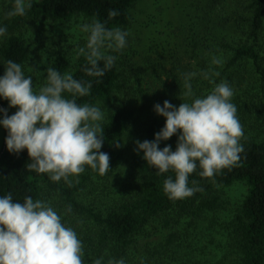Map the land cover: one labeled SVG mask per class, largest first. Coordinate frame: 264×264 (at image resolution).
<instances>
[{
  "label": "trees",
  "instance_id": "1",
  "mask_svg": "<svg viewBox=\"0 0 264 264\" xmlns=\"http://www.w3.org/2000/svg\"><path fill=\"white\" fill-rule=\"evenodd\" d=\"M139 2L41 0L32 1L24 16L0 15V24L7 26L0 39V75L9 59L24 71L36 67L26 37L33 30L39 51L48 59L41 85L48 67L92 82L90 94L77 102L98 105L104 112L101 151L110 158L104 175L86 167L70 177V183L53 182L27 167L31 161L26 149L18 154L7 150L8 133L2 127L0 196L11 193L14 201L31 196L50 203L62 222L77 232L85 264L101 256L105 264L121 257L126 264H264V0H191V11L183 12L180 24L175 23L174 11L159 12L160 18L153 19L160 21L148 24L165 36L164 45L146 52L108 49L117 59L100 78L88 76L85 59L77 58L60 38L48 36L47 24L67 26L76 19L95 18L108 28L127 31L131 43ZM110 10L118 15L110 19ZM214 58L221 63L213 64ZM191 72L196 73L191 80L195 96L206 95L221 81L231 86L244 151L237 162L212 177H201L197 167L188 182L199 190L171 200L163 183L168 176L174 178V172L157 175L143 152H137L136 141L155 139L165 118L154 105L163 106L167 100L179 107L185 99L182 74ZM0 108L8 115L17 111L4 99ZM178 135L159 147L170 145L175 151Z\"/></svg>",
  "mask_w": 264,
  "mask_h": 264
},
{
  "label": "clouds",
  "instance_id": "2",
  "mask_svg": "<svg viewBox=\"0 0 264 264\" xmlns=\"http://www.w3.org/2000/svg\"><path fill=\"white\" fill-rule=\"evenodd\" d=\"M11 4L7 17L24 16L32 0H11ZM117 15L116 10L108 13L110 19ZM80 28L86 41L76 49V57L85 59L88 76L103 77L117 59L107 50L123 49L128 32L108 28L95 18ZM6 34L7 26L0 24V39ZM212 63L221 61L214 58ZM3 65L0 99L17 109L8 115L0 108V126L8 133L7 150L18 154L26 149L31 161L27 167L37 174H47L53 182L63 179L70 183L69 178L83 173L86 167L104 175L110 169L109 155L101 151L105 114L98 105L77 102L78 97L90 94L92 82L48 67L45 82L37 89L20 63L9 59ZM195 76V72L182 74L185 99L179 107L167 100L163 106L154 105V111L165 118L155 139L136 141L137 152H143L142 158L157 169V175L174 172V178L168 176L163 183V191L171 200L190 197L199 190L188 182L197 167L201 177H212L237 162L244 151L240 143L242 125L231 102L233 89L221 81L206 95L195 96L191 84ZM177 134L175 151L170 145L159 147L161 141ZM83 257L77 232L62 222L61 214L50 203L31 196H25L23 202L14 201L11 193L0 196V264H85ZM93 264H105L104 257L94 259ZM107 264H126V260L109 258Z\"/></svg>",
  "mask_w": 264,
  "mask_h": 264
},
{
  "label": "rangeland",
  "instance_id": "3",
  "mask_svg": "<svg viewBox=\"0 0 264 264\" xmlns=\"http://www.w3.org/2000/svg\"><path fill=\"white\" fill-rule=\"evenodd\" d=\"M191 3V0H140L133 13L135 18L133 29L131 30V37L133 41L131 43L127 42L126 46L123 48L124 52L129 51L132 47L139 49L142 52H146L149 47L156 48L164 45L166 40L165 36L158 34L156 26L148 23H151L153 20L160 21L153 18H160L159 12L163 13L166 10H168V13L174 11L176 24L184 23L183 12L191 11ZM11 6V0H0V15L6 14ZM163 16L165 19V15ZM87 22L90 21L85 19H76L67 26L47 24L46 28L49 31L48 36L50 38H54L53 40H59L60 38L63 41V45L70 47L72 51L76 52V49L85 44L86 34L81 31L80 26ZM162 25L159 27L162 28L163 32H166L167 30H165ZM32 31L33 30L30 29L28 36L26 37L28 39L29 46L34 51V55H36V67L33 70L32 68H27V71L24 72L25 75L33 78V86L38 89L41 86V72L48 63V59L47 56H45L47 55L45 52L42 50L39 51V44L36 42V36L38 35L31 33ZM2 132V126H0V143L2 142ZM232 191L233 193L240 192L238 189H233Z\"/></svg>",
  "mask_w": 264,
  "mask_h": 264
}]
</instances>
